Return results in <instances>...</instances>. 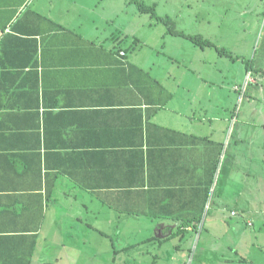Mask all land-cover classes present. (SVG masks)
Masks as SVG:
<instances>
[{
    "label": "crops",
    "instance_id": "crops-1",
    "mask_svg": "<svg viewBox=\"0 0 264 264\" xmlns=\"http://www.w3.org/2000/svg\"><path fill=\"white\" fill-rule=\"evenodd\" d=\"M117 7L103 0L98 5L29 0L27 8L64 29L43 41L37 37L34 56H15L19 49L1 46L0 261L21 260L35 236L33 264H61L74 233L111 230L118 232L122 248L125 232H131L136 242L176 254L174 241L205 228L226 238L235 233L237 245L229 246L230 252L238 255L244 243L252 257L261 233L248 236L244 229L258 224L264 230V204L252 206L255 184L264 199V111L243 110V104L248 86H259L258 73L247 68L241 89V75H232L236 84L230 90L213 71L222 75L223 59L245 61L227 56L225 47L201 48V54L170 48L161 54L157 46L128 48L126 31L114 25L87 27L91 20L83 29L76 25L88 14L109 22L118 16ZM210 49L215 51L212 71ZM146 74L173 95L165 107L144 98ZM216 145L223 146L220 163L202 217L195 221L208 183L204 166ZM127 157H135L128 171ZM142 180L135 193H146L137 201L149 216H121L100 199L122 188L137 190L117 184ZM235 190L231 206L227 195ZM171 252L166 251V262H174Z\"/></svg>",
    "mask_w": 264,
    "mask_h": 264
},
{
    "label": "rangeland",
    "instance_id": "rangeland-1",
    "mask_svg": "<svg viewBox=\"0 0 264 264\" xmlns=\"http://www.w3.org/2000/svg\"><path fill=\"white\" fill-rule=\"evenodd\" d=\"M89 1H94L95 5L101 2V0ZM141 1L149 7H153L155 15L141 13L133 0H103V2L110 4L112 8L120 5L116 8L119 11L118 16L109 20V22H103L88 14L87 18L76 25L81 26L83 29L86 20H91V22H87V27H93L97 24L99 26L114 25L115 28L123 32L126 31L127 37H124V39L126 42L128 41V48L157 46L161 54L169 53L170 48L176 51H186L190 48L201 54V46L198 47L185 36L173 35L171 33L173 28L186 36H201L211 41L215 49L221 50L225 47L227 56H231L232 59L237 56L244 59V65L241 63L230 64V59L228 61L223 59V62L218 65L222 75L218 74L217 71H213L218 80L224 79L226 81L225 85H229L230 90L236 84L232 81V75L235 74V77H237L239 74V79L241 75L242 79L238 82L241 89L244 73H246L248 67H252L253 72L258 73L255 78H257L259 86L254 84L248 86L249 95L243 104V110H248L254 106L257 108L256 110L264 111V93L259 92V88L264 89V0ZM84 2L86 4L87 0H84ZM167 18H170L171 22L167 23ZM124 20H127V23ZM111 21H115V24H112ZM214 54V49L206 51V57L211 63L207 67L210 71L214 70ZM260 119L261 117L258 115L255 121L258 122ZM237 181L239 182V180ZM249 181H251L250 178ZM256 186L258 184L254 185L255 200L252 206L255 203L261 206L264 204V199L257 196L260 193ZM237 193L235 190L227 195L229 205H234V196ZM214 200H218L217 195L214 196ZM244 231L248 236H251L252 231L257 233L256 236L261 233L258 240L255 239L254 255L249 256L250 258L247 254L249 252L247 251L248 246L246 247L244 243L238 247V255L230 252V247L233 246V243L237 245L236 242L238 241V239H235V233L231 231L227 238L220 236V232H214L208 230V228L190 235L186 233L183 241L181 239L174 241L175 245H179V251L176 254H173L170 248L164 247L163 251L160 252L154 245L136 242L129 236L131 232H125L127 244H124L123 248L116 230L105 232L102 235L92 231H89L91 234L79 232L73 234L74 242L69 243L64 249L66 256L62 255L61 264H264V230H261V227L256 224L255 229H244ZM148 235V233H145V237ZM62 239L60 238L59 241H62ZM189 240H191V247ZM216 243H218L217 246ZM251 246L253 247L252 239ZM124 247L125 250H123ZM166 251H170L172 255H175L174 262L165 261ZM221 255L225 256V260L230 259L231 262L223 260ZM253 260L256 262L253 263Z\"/></svg>",
    "mask_w": 264,
    "mask_h": 264
},
{
    "label": "trees",
    "instance_id": "trees-1",
    "mask_svg": "<svg viewBox=\"0 0 264 264\" xmlns=\"http://www.w3.org/2000/svg\"><path fill=\"white\" fill-rule=\"evenodd\" d=\"M29 0H0V32L3 35L0 41V49L1 46H9L11 48L16 47L19 49V53H15V56H20L22 52L29 53L30 56H34L38 51V40L43 41L44 38L54 34L55 32L62 31V27L55 24L52 20L48 19L37 13L36 11L27 8ZM133 2L138 6L139 10L143 14H152L155 15V11L153 7H149L141 0H133ZM166 22H171L170 18L166 19ZM46 26L47 29L40 28L41 26ZM171 33L177 36H185L190 39L195 45L198 47L201 46L202 49L205 47H213V43L207 39L202 38L201 36H186L185 34L177 31L176 29H172ZM250 71H253L252 67H248ZM147 83L144 81V98L151 97V101L148 99V103L154 104L156 99L158 100L156 103L160 107H165L169 101L173 99V95L168 93L166 89L155 79H153L150 75L146 74ZM157 95V96H156ZM149 135V133H148ZM201 143V140H197ZM216 145V147L209 150L211 153V160L208 162L207 166H204L205 177L207 182L205 184V199L203 202V206H201V212L199 213L198 218H194L195 221L201 219L202 213L204 211L205 205L210 198V189L213 185V182L216 177V173L218 170V166L220 163V157L222 155L223 146ZM210 155V154H209ZM119 156V155H118ZM134 156V155H132ZM135 157H127L124 163V166L128 169L132 170L135 166L133 160ZM122 162V161H121ZM119 162V163H121ZM123 165V164H122ZM145 171V159L144 155H141V175ZM145 181L142 180L140 183H131V184H117V185H129V186H137V190H129L122 188V190H114L120 191L118 193L105 194L100 196V199L103 203L107 204L108 207L115 212H117L121 216H135V217H146L149 216L145 212H142L139 208V200L142 194L145 192L135 193L136 191H140V185H144ZM79 185L85 187L83 182H80ZM86 185V184H85ZM109 186H112L111 184ZM113 189V188H110ZM52 194V189L48 191V197ZM146 194V193H145ZM151 215V214H150ZM155 217V216H153ZM182 233V232H177ZM32 241V245L26 250V256L23 255V258L19 261H0V264H33V259L36 251V242L37 238L34 236L30 238ZM147 245H151L148 244ZM159 249V248H158ZM178 249V248H177ZM17 259H20L17 258ZM16 259V260H17ZM227 262H231V260H227Z\"/></svg>",
    "mask_w": 264,
    "mask_h": 264
},
{
    "label": "built area",
    "instance_id": "built-area-1",
    "mask_svg": "<svg viewBox=\"0 0 264 264\" xmlns=\"http://www.w3.org/2000/svg\"><path fill=\"white\" fill-rule=\"evenodd\" d=\"M239 90V89H238ZM240 91H242V90H240ZM234 214H236V213H234Z\"/></svg>",
    "mask_w": 264,
    "mask_h": 264
}]
</instances>
